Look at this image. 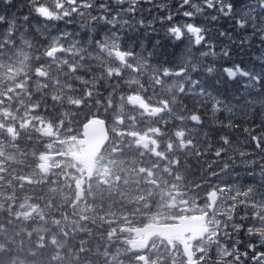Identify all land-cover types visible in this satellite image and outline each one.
<instances>
[{
	"label": "snow or ice",
	"instance_id": "obj_1",
	"mask_svg": "<svg viewBox=\"0 0 264 264\" xmlns=\"http://www.w3.org/2000/svg\"><path fill=\"white\" fill-rule=\"evenodd\" d=\"M0 264H264V0H0Z\"/></svg>",
	"mask_w": 264,
	"mask_h": 264
},
{
	"label": "trees",
	"instance_id": "obj_2",
	"mask_svg": "<svg viewBox=\"0 0 264 264\" xmlns=\"http://www.w3.org/2000/svg\"><path fill=\"white\" fill-rule=\"evenodd\" d=\"M169 2H171V0H169ZM61 26L63 27V24ZM68 27H69V29H71L73 26L69 25Z\"/></svg>",
	"mask_w": 264,
	"mask_h": 264
}]
</instances>
